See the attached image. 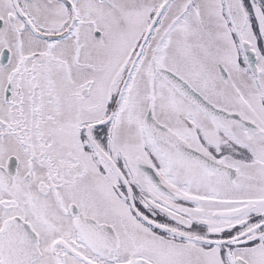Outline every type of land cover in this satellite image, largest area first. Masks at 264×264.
<instances>
[{
	"label": "snow or ice",
	"instance_id": "1",
	"mask_svg": "<svg viewBox=\"0 0 264 264\" xmlns=\"http://www.w3.org/2000/svg\"><path fill=\"white\" fill-rule=\"evenodd\" d=\"M0 264H264V0H0Z\"/></svg>",
	"mask_w": 264,
	"mask_h": 264
}]
</instances>
